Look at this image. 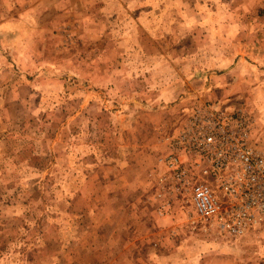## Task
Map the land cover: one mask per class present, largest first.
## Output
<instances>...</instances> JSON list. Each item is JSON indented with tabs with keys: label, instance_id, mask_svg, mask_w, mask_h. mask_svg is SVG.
Masks as SVG:
<instances>
[{
	"label": "rangeland",
	"instance_id": "374dc122",
	"mask_svg": "<svg viewBox=\"0 0 264 264\" xmlns=\"http://www.w3.org/2000/svg\"><path fill=\"white\" fill-rule=\"evenodd\" d=\"M203 103L264 140V0H0V264H264L163 178Z\"/></svg>",
	"mask_w": 264,
	"mask_h": 264
},
{
	"label": "built area",
	"instance_id": "2783aa9c",
	"mask_svg": "<svg viewBox=\"0 0 264 264\" xmlns=\"http://www.w3.org/2000/svg\"><path fill=\"white\" fill-rule=\"evenodd\" d=\"M160 162L168 188L187 194L218 232L264 234V140L248 114L203 103L168 138Z\"/></svg>",
	"mask_w": 264,
	"mask_h": 264
}]
</instances>
